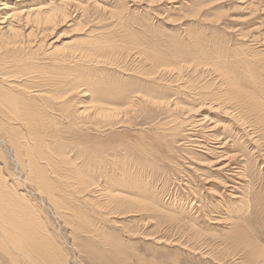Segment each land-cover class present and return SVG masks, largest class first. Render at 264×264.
<instances>
[{"label": "rangeland", "instance_id": "obj_1", "mask_svg": "<svg viewBox=\"0 0 264 264\" xmlns=\"http://www.w3.org/2000/svg\"><path fill=\"white\" fill-rule=\"evenodd\" d=\"M30 10L27 25L15 21L24 29V43L6 44L12 15ZM38 13L40 18L53 14L54 21L40 24ZM0 22L6 36L0 33L3 82L1 74L13 68L28 73L18 80L32 74L63 83L67 76L63 93L70 94L73 108L82 109L100 97L93 99V92L135 88L145 79L142 72L157 62L155 79L149 76L154 85L143 80L130 97L147 89L178 103L167 112L149 102L137 106L135 101L132 107L117 100L110 104L125 110L111 126L82 127L83 139L53 120L56 131L63 130L62 140L52 138L47 146L68 145L72 156L77 150L88 153L82 156L89 167L83 171L102 183L95 194L84 192L78 199L61 186L63 211L27 182L24 156L23 165L12 161L8 136L20 134L19 128L8 132L0 120V167L7 186L15 185L0 191V209L6 207L2 220L10 223L27 212L35 223L34 232L23 229L12 240L14 246L3 245L0 232V264H254L242 249L250 239L264 246V133L251 123L264 110V0H0ZM80 52L117 62L90 63ZM163 61L175 66L165 68ZM233 97L243 107L244 123L235 120L234 104H227ZM98 148L96 157L92 152ZM108 192H120L129 202L110 200ZM174 217L188 227L178 228ZM259 259L255 264H264Z\"/></svg>", "mask_w": 264, "mask_h": 264}, {"label": "bare ground", "instance_id": "obj_2", "mask_svg": "<svg viewBox=\"0 0 264 264\" xmlns=\"http://www.w3.org/2000/svg\"><path fill=\"white\" fill-rule=\"evenodd\" d=\"M257 4H259V3H257ZM8 8H10V7H8ZM39 15L40 14L38 13V17H39ZM52 15L53 14L45 15V16H43L44 18H40L39 17L40 19H43L42 20L43 23L40 21V19L37 16H34V17L38 18V22L36 21L38 24L41 22L40 24H46L47 25L48 22H53L54 21V19L52 18ZM31 17H32V11L31 10L28 11V15H26V16H23L21 11L14 13V15H12V17L10 18V22L7 23V24H9V27L6 28V31H10L11 32V35L9 37L5 36L7 39H5L4 42L6 44L10 45V46L11 45L12 46L13 45H17V44L22 45V43H24L23 42L24 36L22 35V32L24 31V29L22 31V28L17 26L15 21L18 22V21L25 20V23L27 25L29 20H31ZM35 18H33V19H35ZM2 24H3V22H2ZM3 28L0 27V29H2V31H0L2 37H4V34H3L4 29ZM28 36H31V35H28ZM0 43H1V41H0ZM93 47H94V45H93ZM78 52H76V53H78ZM72 53H73V51H72ZM79 54L81 56L83 55L86 59L88 58L87 60L92 61L90 63H98L100 61H102V62H113V61L117 62V58L116 57H113V58H109L108 57V58H104L103 60H99V56L96 55V54L92 55L91 53L89 54L87 52H80ZM69 55H71V53H69ZM148 57H149V55H148ZM81 58H83V57H81ZM102 58H103V55H102ZM150 58L151 57H149V59ZM17 59H18V62H20L18 57H17ZM152 59H153V57H152ZM152 59L150 60L151 62H152ZM144 60H146V59H144ZM22 61H23V58H22ZM147 61H148V59H147ZM199 61L200 62H194L196 64V66H198L199 64H202L201 60H199ZM157 64H159V63L156 62V65L155 64H150V65H152L151 68L150 69H146L145 72H142V74H141V75H143L142 77H145V79L141 78L142 81L145 80V82H146V79H148L147 81H149L152 85H154V81L152 79L156 75L155 74L156 70L160 67V65H157ZM161 65L163 67H165V68H169V67H174L175 66L174 63H168V62L164 63V61H163V63ZM95 66H98V65H95ZM23 68L25 69V67H23ZM80 68H82V67H80ZM138 68H139V66H138ZM180 69H181V67L178 66L177 70H180ZM0 70H1V68H0ZM11 70L8 71V73L6 75L1 74V76H4V80H6V81L3 82L2 81L3 77H1V80H0V120H1V124L2 125H6V129H7L8 132H10L11 130L15 131L17 128H19L20 134L13 133L12 135L8 136V141H9L8 144H9V147L11 146V149L9 148V150L10 151L12 150L11 151L12 152V157H13L12 161H15L17 163H21L23 165L24 159H22V158L24 156L26 163L23 166L25 167L24 170L26 172L27 179L29 180L27 182L31 183V185L37 187L42 193H44L43 195H46V197L49 198V200H50L49 202L54 204V206L58 209L57 211H60V210L63 211L64 209H66V207L63 205L64 203H62V200H61L60 194H59L60 193V191H59L60 189L59 188L61 186H63V188H64V186H66L67 189H69L70 191L74 192V198L78 199V198H80V197H78L80 195L83 197L84 192H86V195L89 194L90 192L93 194L95 192V188H97L98 186H100L102 184L101 181H98V180L95 179L94 175L93 176L91 174L87 175L83 171L84 167L85 168H89L88 164H87V159L82 157L83 155H86L88 153H85L84 151L83 152L80 151L82 153V154H80L78 152V150H77V151H75V154L72 156V155H70V154H72L71 153L72 150H70V152H68L67 149H66L67 147H69L68 145L66 146V145H61L60 144L61 145L60 148H57V146H56L57 149L56 148H54V149L53 148H49L47 146V145L52 144V142H53L52 138H54L56 141H59V142L62 140L61 136L63 135V133H62L63 130L61 128H59L60 126L64 129V131L68 130V131L72 132L74 135H77L78 139H80V138L83 139V138H86V137L83 136L84 134L82 135L83 137L80 136L81 133H82V129H81L82 127H90L91 124H92L91 127L94 128V129H97V128L103 127V126H109L110 124H108V123L113 122L115 117L118 116V113L119 112H123L125 110V108L124 107L122 108V106L118 107V106H115V105L113 106L112 104H110V103H114L117 100H120V102H122L123 104H127V106L130 105L132 107L135 106V104H136L135 101L139 102V103H137L138 104L137 106H141L142 103L146 104L147 102H149L151 104L160 105V109L161 110L164 109L167 112H168V110H170L169 107L171 108L172 105L173 106H177L178 105L177 102H172L171 100H169L167 98L166 99L164 98L163 100H161V98L157 97L156 95H154L152 93H149V91L147 89H141L140 92H138L134 96L130 97V93H132V92L135 93L136 90H138L139 87H142V81H140V82H137L138 83L137 86L135 88L130 89V91L121 90L120 92L114 93V94L101 92V91L93 92V94H92V98L93 99L95 97L100 96L93 103L94 105L91 106V104H90L89 106L83 107L82 109H75V108L72 107V103H71L72 100L69 98L70 94L69 93H63L65 86L68 85L65 82L67 80L66 79L67 76H65V78L63 80V83L65 85L63 83L59 82L61 84L60 85L59 83L55 82L54 80H50V78L39 81V80H37L39 78V75L36 76V75H32L31 74V79L30 80H29V78L21 79L22 78L21 76L26 75L28 73L20 72L22 70H19V69H18L19 71L15 72V68H13L14 71L11 72ZM140 70H142V69H140ZM166 70H168V69H166ZM126 72L129 73L130 70H129V72L128 71H126ZM75 73H77V72H75ZM78 73H80V72H78ZM133 73H135V72H133ZM223 73L224 72H222V70H220V74L224 75ZM131 74H132V71H131ZM137 76H138V74H137ZM149 76H153V78L151 79V77H149ZM19 77H21L20 80H18ZM72 77L74 78V75ZM222 81H224V80H222ZM224 82H226V81H224ZM43 86H45V87L48 86L50 88L49 89L50 93H48L47 91H44L43 88H45V87H43ZM41 87H43V88H41ZM72 89H77V88L75 87V88H72ZM79 89H77L76 92H78ZM142 92H143V94H142ZM100 93H101V95H100ZM124 99H128L129 101H127V103H125V102H123ZM234 99L235 98L233 97L232 99L228 100L227 104L228 103H230V104L232 103V105L234 104V106L236 108L235 111H238V113L236 112L237 115L236 114L234 115L235 120L237 119L239 122H243L244 123L245 122V118H244L243 113H242L243 112V107L241 106L239 100L235 99V101H233ZM51 103H52V105H53V103H55V105L54 106H49ZM47 108L49 110H47ZM226 111L227 110L225 109V112ZM226 114H228V112ZM256 118H257V120H255L254 122H251V123H254V124L260 126V128L262 127V131L264 133V110L263 109H262V111L260 113H258ZM250 119H249V121H250ZM53 120H57V123L59 124V127H58L57 131L55 129L57 127L56 126V122H54ZM95 121L98 122L97 124L100 123L98 127H95V125L93 124ZM238 121H236V122H238ZM105 122H107V123H105ZM64 123H66L65 126H63ZM154 124H156V123H154ZM239 124H241V123H239ZM45 126L48 129H46ZM160 130H161V128H160ZM261 138H260V140H261ZM46 139H48L47 142H45ZM160 139H162V137ZM255 142H257V141H255ZM256 144H258V143H256ZM100 149H102V148H98V152H96L94 150V152H92V153H96L95 155L97 157V154L100 153ZM109 150H110V148H109ZM103 151H106V150H101V152H103ZM60 154L64 155L65 158H58V159L54 158V156H57V155H60ZM89 154H91V153H89ZM166 156L168 157L169 155H166ZM1 158H2V156H0V159ZM79 159H82L81 160L82 163H83V161H85L83 167L81 166L82 168H79V166L77 164ZM102 164H103V166H106V164L104 162H102ZM245 167H247V166H245ZM21 168H22V166H21ZM238 168H240V167H238ZM3 169L4 168L0 167V191H3L5 189H8V190L10 189L11 191H13L15 185L13 186V184H10L9 187L7 186L8 183L5 180L6 176L4 175ZM123 179H124V177L121 176L117 180L119 182H122ZM111 182H113V180H111ZM116 185H120V184L117 183ZM8 190L5 191V192H8ZM11 191H10V193H11ZM100 191L102 192L101 196L102 195L106 196L104 190H100ZM117 193L120 194V192H117ZM119 194H116V193L115 194H110V192H108L107 195L109 196L110 200L114 199V201L115 200H123V201H127L126 203L129 202L127 200L128 198L126 196L119 195ZM19 198H20V196H19ZM114 201H112V202L115 204V206H114L115 210H117V208H119V207H116V203ZM134 202L136 203L135 200H134ZM94 203L95 202H93V204ZM246 206H248V205H246ZM5 208L4 209H0V232H1V236L3 237L2 238V244L4 245V243H7V244L9 243V245L11 244V246H14L12 242L17 239V236L18 237L20 236L19 235L20 233L24 232L23 229H30L32 232H34V230H35L34 228L35 227L32 226V225L35 224V223L34 222L33 223L30 222V220L33 219V216L28 215L27 212H20L19 218H18V215H16L18 220L14 219L10 223L9 222L6 223L5 220L4 221L2 220V217H4V216H2V213L3 214L5 213L4 212ZM185 208H186V206H185ZM124 210L128 212L127 208H123V211ZM12 212H13V210H12ZM115 215H117V214H115ZM69 217L70 218L73 217V214L70 213V212H69ZM84 223H86V222H84ZM173 223L175 225H177L178 228H180V229H182L183 226L188 227L186 225V222H183L182 219H180L179 217H174ZM36 225H37V223H36ZM238 228H241L239 223L236 226V230ZM10 229L12 231H16V235H14L15 233H12L11 234L12 236H11L8 233ZM36 230H37V228H36ZM31 231H29L30 234H31ZM23 236L25 237V240H27V242H31V236L30 235H26V234L23 233ZM44 236H46V239L48 238L47 234H44ZM196 236H198V235L195 232V237ZM14 237H16V238L14 239ZM21 240H24L23 237H22ZM250 240H251L250 242L247 241V247L243 248L242 250L243 251H245V250L248 251V254L245 253V256L247 258L251 257L252 258L251 261L254 259V264H255V261H257L259 258H260L259 260H261L262 258L264 259V246H262L258 242H255L252 239H250ZM3 241H4V243H3ZM15 242L16 241H14V243ZM18 245L21 247L20 244H18ZM33 245H36V244H33ZM40 246L41 245H39V247ZM240 247H242V245ZM34 250H36V249H34ZM40 250H42V249L40 248ZM15 252H17V251H15ZM32 253H33V251H32ZM48 256H49V254H48ZM28 258H29V256H28ZM51 258H52V256H51ZM62 259H63V257H62ZM28 262H29V260H28ZM32 263H33V261H32ZM257 263H258V261H257ZM36 264H37V262H36ZM251 264H253V262H251Z\"/></svg>", "mask_w": 264, "mask_h": 264}]
</instances>
